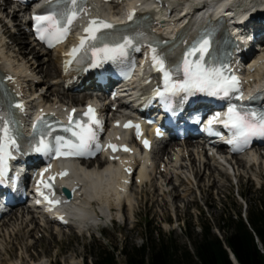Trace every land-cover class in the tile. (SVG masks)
Wrapping results in <instances>:
<instances>
[{"label": "rangeland", "instance_id": "1", "mask_svg": "<svg viewBox=\"0 0 264 264\" xmlns=\"http://www.w3.org/2000/svg\"><path fill=\"white\" fill-rule=\"evenodd\" d=\"M14 8L12 5L4 10L3 6L0 7V19L5 23V27L2 21L0 23V36L2 35L0 40L3 39L7 43V51L18 65L27 67L29 72L36 75L35 79L27 77V80L33 81L27 82L31 92L35 90L38 96L48 90L49 102L65 105L68 103V96L74 95L64 90L60 82H55L47 76L45 68L52 65L51 61L48 62L51 54H43L42 49L34 45L27 35L12 42L11 39L18 35L16 34L18 29L23 26L21 13L11 18V10ZM38 66H42L41 70L37 68ZM171 147L173 146H168L166 149ZM256 152L259 156L256 166L249 167L245 164L241 168H236L230 163V174L221 165L219 169L211 167L202 172L201 180H195L187 171L177 170L174 163L169 165L168 171L164 173L161 172V166L155 167L152 186L133 188L135 215L126 213L128 217L125 221L118 218L114 220L117 212L113 211L110 213V218L113 220L102 222L98 226L93 225L84 232L75 227L77 220L74 218H72L73 227L58 228L53 224L44 223L36 217L37 215L34 218L35 223H29L26 214L24 218L19 217L21 216L19 211L14 216L10 215L11 219L8 216L4 221L5 224L0 225V264H91L93 259L89 251L92 252L95 247L101 245L109 251H113L115 246L118 249L127 247L128 250L132 247L139 248L145 242L148 230L153 232L157 241L171 240L176 246L178 257L187 250L192 253V242L195 236L201 235L202 226L209 225L213 234L223 237L225 225L220 222L221 216L228 213L234 215L240 210L241 216L244 217L245 207L253 206L255 201L262 198L264 154L261 155V149ZM157 158L158 155H153L154 162ZM91 166L96 168L94 163ZM197 166L196 163V168ZM158 173H162V177ZM172 173L175 177L171 176ZM176 177L183 179L184 184L178 182L180 186L176 185L177 192L175 189L176 193H174L171 191L173 188L171 180ZM165 184L168 188L164 186ZM198 186L201 187L202 193L197 190ZM168 190L172 194L168 192V196L164 195V191ZM188 190L192 192L189 193ZM16 216L19 218L17 222L14 219ZM47 226L50 229L46 233L44 228ZM21 228L23 231L15 236L14 234ZM190 234L192 235L189 236ZM114 253L117 263L123 264V256L118 251Z\"/></svg>", "mask_w": 264, "mask_h": 264}, {"label": "snow or ice", "instance_id": "2", "mask_svg": "<svg viewBox=\"0 0 264 264\" xmlns=\"http://www.w3.org/2000/svg\"><path fill=\"white\" fill-rule=\"evenodd\" d=\"M46 3L63 6L53 8V10L45 14H34L33 16L35 30L39 39L45 41L51 47L55 43L62 42L68 35L73 22L81 14L87 13V0H46ZM134 16L135 9H130L127 19L132 21ZM114 27L109 21L99 18L90 19L87 27L83 30L86 35L79 38V44L73 47L67 55L75 59L81 52L85 55L91 52L93 61L90 66L95 67L104 60L114 59L116 56H125L128 48H134V50L139 51L137 41L147 42L149 39L143 32H136L134 35L121 37L122 42L110 45L106 42L109 36L104 30ZM148 47L153 66L163 73L164 89L163 91L156 90L155 95L157 96L165 97L168 94L175 95L179 92H183L189 96L196 93L210 96H228L230 92L239 91L240 81L238 77L235 75L226 76L220 68L205 66L204 57L210 47V41L207 38L198 41L184 56L182 64L176 69V71H182L183 73V79L179 81L172 79V70L165 67L164 57L158 53L156 44L149 43ZM197 52L199 53L198 59H190ZM70 63L71 60L67 61L66 66ZM8 79L11 80V77H8ZM12 108L22 111L23 105L21 103H10L9 109L11 110ZM72 111L75 113L76 110L73 109ZM89 113H93V115L89 116ZM94 113L95 109L89 106L88 112L82 114L89 117V119L83 122L81 120L74 121L73 116L69 115L68 126L64 128V131L70 132L75 137V140L57 135L50 141L48 137L51 136V126L41 117L40 121L43 128L48 130L39 131V139L32 145L31 150L36 153H42L45 156L55 155L56 157L90 154L91 146L97 139L96 129H99L102 123L99 119L95 118ZM216 119H219V114L213 118V121ZM0 121H3V127H0V183H2L7 161L14 158L11 149L19 150V145L17 144L19 133L16 130L18 122L12 119L11 111L8 118L0 117ZM213 121H209V124L213 123ZM222 123L226 128L233 130L234 139L230 140L229 143L239 141L247 144L249 138L252 136H264V114L258 115L256 112L238 110L235 105L228 108ZM128 126L125 125V127ZM135 127L139 132V126L136 125ZM33 128L35 130L36 125ZM145 145L147 146V141H145ZM109 147L113 148V150L116 148V146L111 144ZM97 148H99L98 145ZM125 150L127 151L128 149L125 148ZM44 171L47 172L49 169L46 168ZM43 174L41 173V176ZM66 174V172L60 173L61 176ZM49 179H54V177H50ZM41 183L45 182L41 181ZM46 186L51 187L50 184H46ZM37 191H40V189L38 188ZM49 203H58V201H49Z\"/></svg>", "mask_w": 264, "mask_h": 264}, {"label": "bare ground", "instance_id": "3", "mask_svg": "<svg viewBox=\"0 0 264 264\" xmlns=\"http://www.w3.org/2000/svg\"><path fill=\"white\" fill-rule=\"evenodd\" d=\"M228 1L231 0H227L225 3H228ZM238 1V0H237ZM250 0H242V2L239 4V6L241 8L245 7L248 5V2ZM4 2V3H3ZM258 2V0H257ZM262 1L260 0L259 3H261ZM3 6V10L5 8H9L10 3L8 2V0H2L0 2V7ZM21 12V10L19 11ZM18 11L14 10L11 13V18L13 17H17ZM205 15H201L198 17V19H204ZM7 18V17H6ZM3 22V27H5V23L2 19H0V23ZM251 33V31H250ZM18 34L16 37L17 39L12 38V42L13 40H19L18 38H21L23 35H26L27 33L25 32L24 28H20L18 29L17 33ZM2 38V35L0 36V39ZM7 43H5V41L2 39L0 40V65L3 69L7 70V71H11L17 78H16V82L15 84L17 86L20 87V89L22 90H27L29 95L31 96V99L33 102H35V100H39L41 105H45L47 104L48 100H47V91L46 93H44L43 95H39L38 97L35 96V90L34 92H30V88L28 87L29 84H27L28 81H30L31 83L33 82L32 80H27V77L31 78V79H35L36 75L32 74V72H29L28 68L26 67H21V64L18 65L17 61H15L12 56L9 54V51H7ZM6 49V51H5ZM24 48H22L23 50ZM43 51V54L48 55L49 51ZM40 53V52H39ZM56 50L53 51V55L51 54V57L48 59V62L51 61L52 65H48L46 66V73L47 76L51 77L52 79L55 80V82H60L63 89L64 86L69 84V79L67 77H64L63 75H61V71H60V67H59V62H58V58H57V54ZM8 54V56H7ZM19 54V53H18ZM40 55V54H39ZM38 56V55H37ZM257 60L259 61V65L257 70H255L253 72V76L259 78L262 73H264V51L263 54L258 55L257 56ZM42 66H38L37 68H39L41 70ZM37 70V69H36ZM69 87V88H68ZM71 86H67V92H71ZM50 94H52V92H50ZM83 96V94H81V97ZM81 97H77V96H68V105H76L77 103H80L82 101ZM83 98V97H82ZM184 145L186 146V143H184ZM256 151L251 152L248 157H245L248 159V161H254V163H257L259 156H257ZM152 153H149L147 155V161L149 162V169L148 171H145L144 174H140V172L138 171L137 177H138V182L135 180L136 184L138 186H140L141 183L143 182H147L150 186H152V175L154 173H156V170L154 168V161L153 158L151 157ZM154 155H158V159L160 160L159 165L160 164H164L165 168H164V172L168 171V166L171 164H167L166 161H168L169 158H171L173 156V162L170 161V163H174L176 169L184 172L187 171L190 176H193V178L195 180H199L201 177V175L203 176L202 172L207 169L209 170V168L213 167L215 169H219L220 165L213 156L207 155L204 150L198 146H192V150H188L186 148H178L176 150H173V148H171L170 150H163V151H158L157 153H155ZM164 157V161L161 158ZM169 157V158H168ZM196 163L198 164L197 168H196ZM131 164V163H130ZM91 163H88L84 168L79 167V171L80 173H77V171L75 169H73V173L76 175V181L75 180H69L66 182H62V184L64 185H68L71 184V186H69V189L72 188V186H74V184H76L75 182H78V184L82 185V191H83V197H80V199L78 200L73 199L68 205L64 206V209L66 211V213L69 215V217L74 218L75 220H77V228H79V225H82L85 222H92L95 224L98 223H102L105 222L106 218L109 216L110 213H112L113 211H111L112 208H114L116 210L117 208V212L118 210L121 211V205H122V201L124 200L126 202L127 208L123 209L122 207V212L118 213V217L121 216V218H125L128 217L129 214L135 215L134 212V205H133V198H132V192L131 189L129 190V193L126 192L127 191V187L126 185L122 186V190L118 191V189L114 190L113 188L111 189H106L104 188L103 182L106 181V175H105V171L101 170V167H98V169H94V167H90ZM178 167V168H177ZM252 167V166H250ZM162 172V173H164ZM162 173H158L160 175V177H162ZM204 173V172H203ZM173 177H175V174L172 173ZM172 178V177H170ZM169 178V179H170ZM125 180H127L126 178H124ZM189 180V179H188ZM201 180V179H200ZM86 181H93L95 183L98 184V186L95 188V193H91L89 192V190L87 189V185H86ZM112 182V180H110ZM183 181V182H182ZM133 182V180H132ZM174 184H173V183ZM179 184H184V180L183 179H177L174 178L171 180V184H172V190L170 188L171 191H174V193L177 192V186ZM177 183V184H175ZM77 184V185H78ZM170 184V185H171ZM166 188H168L167 184L164 185ZM180 186V185H178ZM201 187H197V190H199L201 193L202 191L200 190ZM176 189V192H175ZM160 190V188H159ZM170 190L168 191H164V195H167L168 192H170ZM189 193L192 192V190H188ZM113 194V195H112ZM169 194H172L171 192ZM168 196V195H167ZM175 197V194H174ZM166 201V199H165ZM132 207H133V211H132ZM177 208V207H176ZM176 210V209H174ZM101 213L102 217H99L98 213ZM128 213V215L126 214ZM17 213L12 214L11 216L16 215ZM21 216H19L20 218H24L23 213H21ZM26 215L29 218V223H35L34 221V215L32 211H26ZM11 216L9 217L11 219ZM15 222L19 221V218L16 216L14 217ZM46 223H53L51 220L46 221ZM5 223H3L2 225H4ZM50 229V227H45L44 231L47 233V230ZM22 228L20 230H18L14 235L17 236L18 234H20L22 232Z\"/></svg>", "mask_w": 264, "mask_h": 264}, {"label": "trees", "instance_id": "4", "mask_svg": "<svg viewBox=\"0 0 264 264\" xmlns=\"http://www.w3.org/2000/svg\"><path fill=\"white\" fill-rule=\"evenodd\" d=\"M245 219L240 210L233 214H223L220 222L225 225V235L220 240L211 232V227H201V235L193 240V252L177 255L176 246L171 240L157 241L148 230L145 242L139 248L130 250L115 246L109 251L98 246L89 253L91 264H118L114 251L123 256V264H232L229 254H233L238 264H264V193L252 205L247 206ZM190 234L189 236H191ZM148 240V241H147ZM157 241V242H156Z\"/></svg>", "mask_w": 264, "mask_h": 264}, {"label": "water", "instance_id": "5", "mask_svg": "<svg viewBox=\"0 0 264 264\" xmlns=\"http://www.w3.org/2000/svg\"><path fill=\"white\" fill-rule=\"evenodd\" d=\"M64 194L66 195V197H68L69 198V192L66 190V189H64Z\"/></svg>", "mask_w": 264, "mask_h": 264}]
</instances>
